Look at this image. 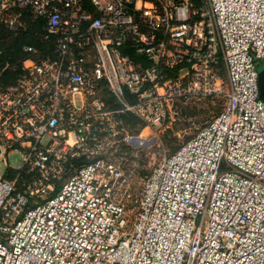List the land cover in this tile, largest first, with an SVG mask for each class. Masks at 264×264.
Segmentation results:
<instances>
[{"label": "built area", "instance_id": "2783aa9c", "mask_svg": "<svg viewBox=\"0 0 264 264\" xmlns=\"http://www.w3.org/2000/svg\"><path fill=\"white\" fill-rule=\"evenodd\" d=\"M30 23L46 49L0 92V264H264V0H0ZM208 98L221 113L130 208L125 119Z\"/></svg>", "mask_w": 264, "mask_h": 264}, {"label": "rangeland", "instance_id": "374dc122", "mask_svg": "<svg viewBox=\"0 0 264 264\" xmlns=\"http://www.w3.org/2000/svg\"><path fill=\"white\" fill-rule=\"evenodd\" d=\"M256 69L258 72L259 99L264 101V60L256 61ZM224 103V98L182 102L170 114V119L163 126L152 129L145 130L142 127L139 129V122L136 120L131 123L132 132L130 135L140 136L141 143L135 141L126 145L123 153L117 156L127 173L131 174V181L134 183V197L130 198L128 202L130 208L134 209L135 198L141 196L144 185L153 170L165 158L175 153L205 124L210 122L220 112ZM7 161L11 167L19 168L22 165L19 154L10 155ZM6 169L7 165L0 162V178ZM132 219V216L128 218L129 225Z\"/></svg>", "mask_w": 264, "mask_h": 264}, {"label": "trees", "instance_id": "16d2710c", "mask_svg": "<svg viewBox=\"0 0 264 264\" xmlns=\"http://www.w3.org/2000/svg\"><path fill=\"white\" fill-rule=\"evenodd\" d=\"M38 27L39 26L37 23H30L29 28L27 30H23L15 34L9 31L4 25L0 24V92L5 90L11 85H14L17 82V80L20 78L22 74L23 62L28 58V54L23 50L25 45L34 46L40 50L46 49L47 45L46 43H44L43 39L41 38L42 32L39 30ZM180 103L177 104V108L179 107ZM223 106L220 112L216 116H218L221 113ZM134 120L139 122V129H141V127L142 128L145 127V125L137 118L127 117L125 119V122H126L127 130L130 133L132 132L130 129L132 128L131 123ZM190 139L191 138H189L188 140Z\"/></svg>", "mask_w": 264, "mask_h": 264}]
</instances>
